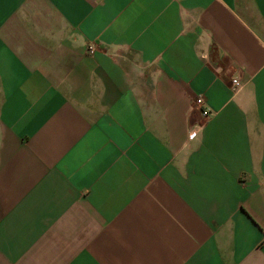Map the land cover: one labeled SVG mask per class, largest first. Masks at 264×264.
<instances>
[{"label":"crops","instance_id":"0c3cea01","mask_svg":"<svg viewBox=\"0 0 264 264\" xmlns=\"http://www.w3.org/2000/svg\"><path fill=\"white\" fill-rule=\"evenodd\" d=\"M0 264H264V0H0Z\"/></svg>","mask_w":264,"mask_h":264},{"label":"built area","instance_id":"2783aa9c","mask_svg":"<svg viewBox=\"0 0 264 264\" xmlns=\"http://www.w3.org/2000/svg\"><path fill=\"white\" fill-rule=\"evenodd\" d=\"M96 52L95 46L89 47V53L92 55ZM244 87V84L239 78H234L232 81V91L236 94L239 93ZM195 107L201 111L202 117L209 120L212 115L211 109L208 107L207 102L203 96H199L195 101Z\"/></svg>","mask_w":264,"mask_h":264}]
</instances>
